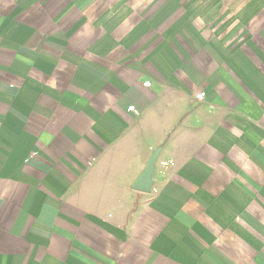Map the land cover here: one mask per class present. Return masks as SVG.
<instances>
[{
  "label": "crops",
  "instance_id": "crops-1",
  "mask_svg": "<svg viewBox=\"0 0 264 264\" xmlns=\"http://www.w3.org/2000/svg\"><path fill=\"white\" fill-rule=\"evenodd\" d=\"M0 264H264V0H0Z\"/></svg>",
  "mask_w": 264,
  "mask_h": 264
},
{
  "label": "water",
  "instance_id": "water-1",
  "mask_svg": "<svg viewBox=\"0 0 264 264\" xmlns=\"http://www.w3.org/2000/svg\"><path fill=\"white\" fill-rule=\"evenodd\" d=\"M160 148H155L148 157L144 168L133 181L131 187L135 190L148 192L152 185V173Z\"/></svg>",
  "mask_w": 264,
  "mask_h": 264
},
{
  "label": "built area",
  "instance_id": "built-area-1",
  "mask_svg": "<svg viewBox=\"0 0 264 264\" xmlns=\"http://www.w3.org/2000/svg\"><path fill=\"white\" fill-rule=\"evenodd\" d=\"M150 83L148 81L144 82L143 85L148 86ZM205 93L203 91H200L199 93H196L194 95L195 100L200 101L204 98ZM129 109L133 110L135 113H137V110L134 109L133 106H129Z\"/></svg>",
  "mask_w": 264,
  "mask_h": 264
},
{
  "label": "clouds",
  "instance_id": "clouds-1",
  "mask_svg": "<svg viewBox=\"0 0 264 264\" xmlns=\"http://www.w3.org/2000/svg\"><path fill=\"white\" fill-rule=\"evenodd\" d=\"M238 158L243 159L244 158V154L241 153Z\"/></svg>",
  "mask_w": 264,
  "mask_h": 264
},
{
  "label": "rangeland",
  "instance_id": "rangeland-1",
  "mask_svg": "<svg viewBox=\"0 0 264 264\" xmlns=\"http://www.w3.org/2000/svg\"><path fill=\"white\" fill-rule=\"evenodd\" d=\"M151 188V187H150Z\"/></svg>",
  "mask_w": 264,
  "mask_h": 264
}]
</instances>
